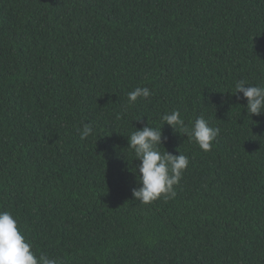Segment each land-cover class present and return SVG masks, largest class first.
Segmentation results:
<instances>
[{"label": "trees", "instance_id": "16d2710c", "mask_svg": "<svg viewBox=\"0 0 264 264\" xmlns=\"http://www.w3.org/2000/svg\"><path fill=\"white\" fill-rule=\"evenodd\" d=\"M241 79L264 85V0H0V211L65 264H264V114ZM172 110L220 134L203 151L165 125L190 163L143 204L128 136Z\"/></svg>", "mask_w": 264, "mask_h": 264}, {"label": "clouds", "instance_id": "9594fccd", "mask_svg": "<svg viewBox=\"0 0 264 264\" xmlns=\"http://www.w3.org/2000/svg\"><path fill=\"white\" fill-rule=\"evenodd\" d=\"M232 93L243 94L247 100L244 108L251 117L264 114V85L249 84L241 79L235 83V92ZM151 95L152 91L148 87H136L127 94V104L131 106L138 98L148 99ZM161 120L162 128L148 122L128 136L127 147L134 151L136 160L140 161L135 172L138 187L133 188L132 193L135 200L143 204H149L161 196L165 199L174 198V186L179 184L190 163L189 157L181 152L177 155L160 150L167 139L163 135L165 125L194 139L203 151H210L220 134V128L213 126L203 115L189 125L179 110H172L163 113ZM78 132L81 140H84L94 134V128L91 124H84ZM0 264H65V261L43 252L38 255L20 228L18 218L9 211H0Z\"/></svg>", "mask_w": 264, "mask_h": 264}]
</instances>
